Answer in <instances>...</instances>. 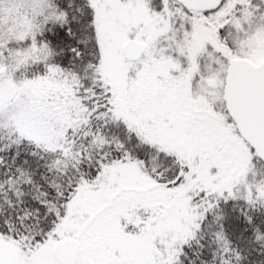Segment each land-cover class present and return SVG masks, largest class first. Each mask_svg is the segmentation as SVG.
Here are the masks:
<instances>
[{
	"label": "snow or ice",
	"instance_id": "1",
	"mask_svg": "<svg viewBox=\"0 0 264 264\" xmlns=\"http://www.w3.org/2000/svg\"><path fill=\"white\" fill-rule=\"evenodd\" d=\"M0 264H264V0H0Z\"/></svg>",
	"mask_w": 264,
	"mask_h": 264
}]
</instances>
